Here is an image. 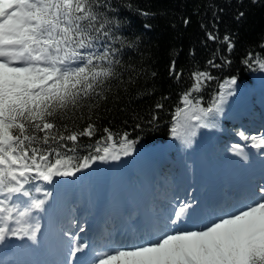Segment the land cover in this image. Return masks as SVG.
Returning a JSON list of instances; mask_svg holds the SVG:
<instances>
[{
	"label": "snow or ice",
	"instance_id": "obj_1",
	"mask_svg": "<svg viewBox=\"0 0 264 264\" xmlns=\"http://www.w3.org/2000/svg\"><path fill=\"white\" fill-rule=\"evenodd\" d=\"M124 7L151 15L131 3ZM118 12L113 0H0V243L8 238L37 241L41 226L35 214L46 210L53 195L43 185L135 151L138 141L130 132L101 130L95 119L114 84L135 83L131 76L124 80L122 56L136 48L140 37L133 41L121 34L125 21L117 18ZM243 15L240 12L237 19ZM182 22L187 26L190 20ZM205 36L229 53L235 48L232 36L217 35L215 25ZM260 47L264 49V44ZM216 59L214 53L207 65L221 69L232 63L224 55H219L220 63ZM241 62L264 72V55L249 52ZM168 74L175 81L183 77L175 58ZM189 80L171 119L172 136L186 145L197 130L218 127L223 105L238 87L237 76L221 82L207 68H195ZM211 81H217L218 91L205 107L200 94ZM154 107L163 109L165 104L157 102ZM157 119L153 113L147 123ZM98 132L102 134L93 141ZM237 135L264 155V133ZM82 137L90 143H83ZM230 151L249 159L239 144ZM87 248L88 243L72 236L61 264H72ZM80 264H264V172L218 211H206L194 198L181 200L171 206L157 230L105 243Z\"/></svg>",
	"mask_w": 264,
	"mask_h": 264
},
{
	"label": "trees",
	"instance_id": "obj_2",
	"mask_svg": "<svg viewBox=\"0 0 264 264\" xmlns=\"http://www.w3.org/2000/svg\"><path fill=\"white\" fill-rule=\"evenodd\" d=\"M126 3L151 15L143 16L127 10L124 7ZM113 4L119 9L117 18L125 21L121 34L133 41L140 37L136 48L122 56L126 66L124 80L131 76L135 83L114 84L112 94L101 103L100 115L95 119L101 130L110 127L114 132H130V138L138 141L135 150L154 145L170 136L172 112L179 94L191 84L189 75L195 68H207L221 82L232 75L245 84L253 82L257 71L241 61L249 52L264 55V49L260 47L264 44V0H113ZM240 12L244 15L237 19ZM184 18L190 20L187 26L182 22ZM202 24L205 28H201ZM145 25L150 27L145 28ZM214 25L217 35L232 36L235 48L231 53L219 43L207 40L205 31L213 30ZM214 53H217V63L221 62L219 55H224L232 61L231 65L221 69L208 66L206 62L213 58ZM173 58L176 59L177 70L183 69L180 81H175L168 74ZM152 72L157 75L152 77ZM149 91L151 95L147 94ZM217 91V81L209 82L200 94L203 96L202 105L206 107ZM116 95L120 98L114 100L113 96ZM163 96L168 99L163 100ZM157 102L164 103L165 107L155 109ZM153 113L158 119L148 124ZM136 123L143 126L135 128ZM101 134L98 132L92 140ZM81 140L85 144L90 143L87 137ZM181 147L176 145L174 153L177 155L178 152L184 157L185 152Z\"/></svg>",
	"mask_w": 264,
	"mask_h": 264
},
{
	"label": "rangeland",
	"instance_id": "obj_3",
	"mask_svg": "<svg viewBox=\"0 0 264 264\" xmlns=\"http://www.w3.org/2000/svg\"><path fill=\"white\" fill-rule=\"evenodd\" d=\"M261 75V74H259ZM258 75V76H259ZM260 78V76L258 77ZM261 87L258 86L257 89ZM248 88L243 87L241 84L238 83V87L235 89V92L233 95H237L240 94V92L245 91V93L249 94L250 92H248L247 90ZM233 95L230 97H227L226 102H232L233 101ZM261 96H259L258 100H260ZM261 103V102H260ZM228 113L226 110H223V113L221 114L222 117H229ZM252 113V112H251ZM253 117V115H251ZM256 124V123H255ZM256 127H251V128H256L259 130H262L264 127V123H261V125H255ZM238 137H240L238 135ZM174 141H177V138H173V140H169L167 144L162 145V147H154L151 149V151L148 153L147 156V160L145 161L144 159L142 160H138V164H139V169L143 172H145L146 169H152V167L154 166V168L156 169V173L155 175L157 176L158 174V159L163 155V153L166 152L167 148L170 147L172 145V143ZM241 146V145H240ZM244 147L241 146V150L244 153H247L246 151H244L243 149ZM259 155H261V153L258 151ZM137 156H139V153L136 154ZM151 155V157H150ZM228 159L232 158L233 160H235V162L237 163L236 165H234L233 168H230L229 171L234 172L235 174V178L239 177V176H245L244 174H242V172H239V164H244L249 162L248 161H244L241 156H238L236 154L235 151H230L227 152V154L225 155ZM249 156V155H248ZM264 157V155L262 156ZM197 159H203L202 157H196ZM141 159V158H140ZM185 162H187L188 159H184ZM100 164H102L103 162H99ZM234 164V161H233ZM232 165H230L231 167ZM194 168V167H193ZM192 168V169H193ZM215 168L216 169H220L222 167H220L219 164H215ZM186 169L185 173L188 174H193V175H197L200 174V170H196V169ZM221 170V169H220ZM196 173V174H195ZM225 176L228 174H226L224 172ZM154 175V176H155ZM92 176V177H91ZM147 176V175H146ZM184 176V174H181L180 178ZM148 177V176H147ZM142 176L140 175V172L137 171V173L131 171L129 168H120L117 169L115 173L109 174L108 178L105 177V174L100 171V170H96L93 174H89L86 178H78L76 181V185L77 188H74L73 186L75 185V183H73V185L69 183L67 184H63L61 187H51V192L53 193L52 197L50 198V201L48 203V205L46 206V210L44 212H40V213H36V218L38 219L39 223L43 217V213H45V216L47 218H51L50 216H52V218L54 216L57 215V213L59 212V209H67L69 211V215L71 214L70 209H72V207H90L89 209H83L84 211H86L89 215H90V221H93L95 215H96V210L95 207H98V204L100 202V200L106 195V192H108V197L110 198V195L112 194H117L118 198L114 197V202L120 200V204H118L119 207L124 206L125 204H127V207H129V204L131 203V197H130V192H127L129 190H126L127 186H133V184L136 183V185L139 183V181L141 180ZM143 179V178H142ZM181 180L179 181L178 184H180ZM202 183H204V180H202ZM177 184V183H176ZM187 184H190V180L187 181ZM159 186V185H158ZM162 187V184L159 186V188ZM153 190H157V188L153 187ZM179 191L182 192L183 194L188 193L189 195L194 194L196 191L193 189V187L191 186L190 188L187 187H182V186H178L175 187V191ZM79 194L84 196L83 198L85 199L84 202L81 200L82 198H80V200L77 198L79 197ZM169 194V192H168ZM160 198L157 195H154L153 201L156 202V204L158 206H160V203L158 202V199ZM76 200V202L78 201L79 203L81 202L82 204H74L72 205V201ZM154 208V207H153ZM152 208V209H153ZM94 209V211H93ZM58 211V212H57ZM112 218V217H111ZM110 218V220H111ZM62 226H65V223L62 222V220L60 221ZM109 232V231H108ZM114 233V232H113ZM75 233H72V236H74ZM71 236H70V240H71ZM67 238L66 243L69 245V241Z\"/></svg>",
	"mask_w": 264,
	"mask_h": 264
},
{
	"label": "bare ground",
	"instance_id": "obj_4",
	"mask_svg": "<svg viewBox=\"0 0 264 264\" xmlns=\"http://www.w3.org/2000/svg\"><path fill=\"white\" fill-rule=\"evenodd\" d=\"M261 81L264 83V77L261 78ZM142 156V157H141ZM141 160L144 159L147 160L146 153L142 154ZM252 157H254L253 154H251ZM123 161V160H122ZM148 162V160H147ZM111 164V165H110ZM106 170L107 173L115 172L117 169L123 168V167H131V168H137L139 172H141L142 178L138 183V188L136 186H127L126 190H129L127 192H130L131 199L134 201V204L137 205L141 211L145 210V206L150 201V194L152 193V188L150 185V179L155 174V169H146L145 172L141 171L137 165L135 164V161L133 159V156L131 157L130 161L128 162H122L118 163H110ZM197 170H199V167H197ZM241 170L249 176L252 172L249 169H246L244 167L241 168ZM148 177H147V176ZM62 185V184H59ZM134 185V184H133ZM116 194H111L109 201L101 200L103 202L101 204V210L99 214V218L97 219V223L101 224L103 221L102 216L104 214H107L109 211L110 213H116L118 211V205L114 202V197ZM197 203L204 208L205 205H207V197L203 196L200 200L197 201ZM62 211V210H61ZM59 213L60 216L63 214ZM161 213V215H163ZM190 223V221H189ZM55 222H50V219L46 218L42 221L40 224V231L37 234V241L33 243L31 240L25 238L20 239V244H18L17 238H8L5 240V242L0 243V264H9L8 260L6 259L7 256H15L17 257L18 254L22 253L27 256H29L31 259L33 258V261H35L38 264H56L58 260H60V257H65V249H64V238L65 236L61 234L58 230L55 229L53 226ZM27 241V244H23L24 241ZM29 240V241H28ZM56 245H59L60 247H56ZM15 247H20L18 251H15ZM23 247V248H22ZM63 249H62V248ZM31 253V255H30ZM35 254V255H34ZM88 252H83V255L81 253L77 254V258H73V261H79L81 260H88L89 259ZM12 264V263H10Z\"/></svg>",
	"mask_w": 264,
	"mask_h": 264
}]
</instances>
